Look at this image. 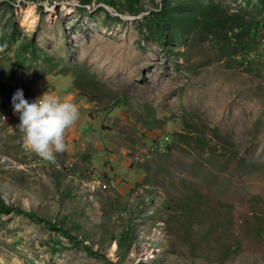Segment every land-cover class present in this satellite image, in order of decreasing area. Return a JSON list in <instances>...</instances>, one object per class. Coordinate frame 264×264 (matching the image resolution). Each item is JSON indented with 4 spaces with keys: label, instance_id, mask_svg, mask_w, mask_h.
Wrapping results in <instances>:
<instances>
[{
    "label": "rangeland",
    "instance_id": "374dc122",
    "mask_svg": "<svg viewBox=\"0 0 264 264\" xmlns=\"http://www.w3.org/2000/svg\"><path fill=\"white\" fill-rule=\"evenodd\" d=\"M0 264H264V0H0Z\"/></svg>",
    "mask_w": 264,
    "mask_h": 264
},
{
    "label": "built area",
    "instance_id": "2783aa9c",
    "mask_svg": "<svg viewBox=\"0 0 264 264\" xmlns=\"http://www.w3.org/2000/svg\"><path fill=\"white\" fill-rule=\"evenodd\" d=\"M38 103L42 104L43 100H39ZM162 143H163V141L160 140V144H162ZM30 147H33L36 155H38L40 157H44L45 154L49 153L48 146L44 142V139L41 138L37 134H32L30 136V146L28 148H30Z\"/></svg>",
    "mask_w": 264,
    "mask_h": 264
},
{
    "label": "bare ground",
    "instance_id": "6f19581e",
    "mask_svg": "<svg viewBox=\"0 0 264 264\" xmlns=\"http://www.w3.org/2000/svg\"><path fill=\"white\" fill-rule=\"evenodd\" d=\"M33 19H34V13L32 10V11L27 13L25 21H26V23H30L33 21Z\"/></svg>",
    "mask_w": 264,
    "mask_h": 264
},
{
    "label": "trees",
    "instance_id": "16d2710c",
    "mask_svg": "<svg viewBox=\"0 0 264 264\" xmlns=\"http://www.w3.org/2000/svg\"><path fill=\"white\" fill-rule=\"evenodd\" d=\"M81 3H83V4H87V3H89L90 2V0H79ZM214 131L216 132V129H214ZM223 141L222 142H224V143H230V141H228L225 137H223V138H221Z\"/></svg>",
    "mask_w": 264,
    "mask_h": 264
}]
</instances>
